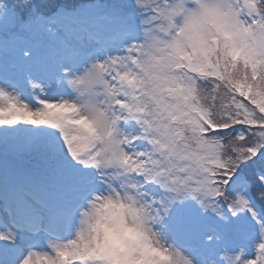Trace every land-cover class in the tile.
Returning <instances> with one entry per match:
<instances>
[{"label":"snow or ice","instance_id":"obj_1","mask_svg":"<svg viewBox=\"0 0 264 264\" xmlns=\"http://www.w3.org/2000/svg\"><path fill=\"white\" fill-rule=\"evenodd\" d=\"M0 264H264V0H0Z\"/></svg>","mask_w":264,"mask_h":264}]
</instances>
